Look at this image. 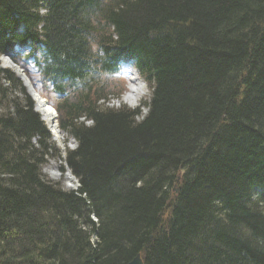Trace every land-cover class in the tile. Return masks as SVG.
Here are the masks:
<instances>
[{"label": "trees", "instance_id": "16d2710c", "mask_svg": "<svg viewBox=\"0 0 264 264\" xmlns=\"http://www.w3.org/2000/svg\"><path fill=\"white\" fill-rule=\"evenodd\" d=\"M9 53L75 147L0 62V264H264V0H0Z\"/></svg>", "mask_w": 264, "mask_h": 264}, {"label": "rangeland", "instance_id": "374dc122", "mask_svg": "<svg viewBox=\"0 0 264 264\" xmlns=\"http://www.w3.org/2000/svg\"><path fill=\"white\" fill-rule=\"evenodd\" d=\"M1 60H3L2 58H1ZM2 65H4V67L6 66L5 64H2ZM130 70H129V68H127V67H124L123 68V71H122V75H121V82H122V85H123V87L125 88V92H126V90H127V87H128V85L130 84V82H129V80H128V78H130L131 79V77H130ZM134 75H136L135 73H134ZM139 83H140V81H138ZM137 82V83H138ZM142 83V82H141ZM143 85V86H142ZM142 85L140 86V91H139V94H141V95H139V99H138V103H139V101L140 100H143V99H145L146 100V97H147V95H148V93H147V91L145 90V86H144V84L142 83ZM27 93H29L28 91H26ZM125 92H124V94H125ZM123 94V95H124ZM138 105V104H137ZM113 106L115 107V108H118L119 106H125V107H128V108H131V109H133L134 107L133 106H131V104L129 103V102H127V101H125V100H123V98H122V102H114L113 103ZM136 107V106H135ZM145 111V110H144ZM53 143L55 144V147H57V149L61 152V154H62V158L64 157V154H65V151L66 150H68V149H73L74 147H75V143L73 142V141H69L67 144H66V148H64V147H60L57 143H55V141H53ZM63 146V145H62ZM53 166H56L57 168H58V176L57 177H52V176H50V173H49V170H50V168L51 167H53ZM61 167H63V163H61L60 161H50L49 163H48V165L43 169V174L46 176V178H48V180L49 181H52V182H58V183H60V184H62L63 185V187H66V182H65V175L64 174H62L61 172H60V169H61ZM60 176V177H59Z\"/></svg>", "mask_w": 264, "mask_h": 264}, {"label": "bare ground", "instance_id": "6f19581e", "mask_svg": "<svg viewBox=\"0 0 264 264\" xmlns=\"http://www.w3.org/2000/svg\"><path fill=\"white\" fill-rule=\"evenodd\" d=\"M138 85H130L128 86V90L124 96V100L129 102L131 104V106L135 107L138 104V99H139V94L138 93ZM41 100V99H40ZM37 110L39 111V113H43L44 118L46 119V121H51L52 117H54L53 115V111L48 107L46 108V111L43 108L38 107L37 105ZM55 123V126L57 125L56 122L51 121L50 124ZM52 132H54V137H56L58 135V132L56 131V128H52ZM50 176L52 177H57L58 176V168L56 166H53L50 168L49 170ZM60 177V176H59ZM65 182L67 186H70L72 188H75V182L73 179L65 176Z\"/></svg>", "mask_w": 264, "mask_h": 264}, {"label": "water", "instance_id": "95a60500", "mask_svg": "<svg viewBox=\"0 0 264 264\" xmlns=\"http://www.w3.org/2000/svg\"><path fill=\"white\" fill-rule=\"evenodd\" d=\"M5 57H7V56H5ZM14 70H15L18 78L24 83L27 91L31 94V96L34 97L35 101L37 102L38 107L43 108L46 111V108H48V107L46 106L45 102H43V100H40L38 98V96L32 91V89L30 88V86H29V84L27 82V79L24 77L22 71L20 69L16 68V67H14ZM51 121L55 122L54 119L51 120ZM51 126L54 127L55 126V123L51 124ZM66 176L69 177V178H71V179H73L74 182L76 183V180L70 175L69 172L66 174ZM77 187H78V185L76 184L75 185V188H77ZM128 264H143V261L141 260L140 255L137 254Z\"/></svg>", "mask_w": 264, "mask_h": 264}]
</instances>
